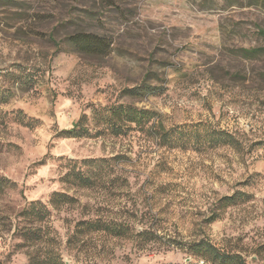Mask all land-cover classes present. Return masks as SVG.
<instances>
[{
  "label": "rangeland",
  "instance_id": "rangeland-1",
  "mask_svg": "<svg viewBox=\"0 0 264 264\" xmlns=\"http://www.w3.org/2000/svg\"><path fill=\"white\" fill-rule=\"evenodd\" d=\"M79 32L108 51L77 50ZM126 105L160 115L177 145L126 132ZM0 112V175L14 183L0 193L4 264H185L182 244L201 238L264 264L260 0H0ZM55 192L72 200L55 206ZM36 201L46 219H24ZM82 219L134 234L73 237ZM22 227L41 239L30 245Z\"/></svg>",
  "mask_w": 264,
  "mask_h": 264
},
{
  "label": "trees",
  "instance_id": "trees-1",
  "mask_svg": "<svg viewBox=\"0 0 264 264\" xmlns=\"http://www.w3.org/2000/svg\"><path fill=\"white\" fill-rule=\"evenodd\" d=\"M260 3L264 6V0H260ZM73 45H75L76 49L82 52L88 53H105L109 49V44L104 41L99 36L88 33V32H79L71 35L70 37ZM246 54H252L257 52L256 49H247L244 50ZM140 88L130 89L131 92H136ZM126 132L139 129L142 131H147L150 134H155L160 139V145L163 147L174 148L177 145V139L174 138L173 129H168L162 117L159 115V120L153 121L152 118L154 113L150 110L139 109L133 107L132 105H126ZM17 121L23 122L24 120L21 118H17ZM7 120L4 114L0 112V128L7 125ZM30 125L29 123H27ZM76 128L74 127L72 130L66 131L67 133L75 132ZM229 139V143L238 144V140H236L233 136L227 135ZM2 150V145L0 142V151ZM83 181L82 184L88 185V178L81 177ZM14 183L7 178L6 176L0 175V193L4 192L6 189L11 188ZM72 198H69L68 195L61 192H55L51 198L50 203L59 206L65 205L69 203ZM224 205H231L235 203L236 196H224L223 197ZM48 208L46 205L40 201L32 202L29 206L25 207L20 215L24 217V219H32L33 221L41 222L46 219L48 215ZM215 220V219H214ZM78 231L74 233L73 237L89 233L91 231H104L106 233L114 234L115 236H123L126 237L134 234L133 228L131 224L126 221V225L107 222L101 219H82L77 224ZM21 231L22 237L28 241L31 245L32 243H36L39 239H41V233L37 231L35 228H27L22 227L19 229ZM141 237L143 241H156L160 240V236L156 231L151 229H144L140 232L136 233ZM21 246H27V244ZM181 249H183L193 260H189L188 263L185 264H200V261L195 262L194 260H203V264H250L247 259L240 253L229 250L224 247H219L209 238H201L196 241H192L186 244H182ZM57 262L48 258L47 256L39 257L36 254L29 257V264H56ZM0 264H4L0 261Z\"/></svg>",
  "mask_w": 264,
  "mask_h": 264
}]
</instances>
